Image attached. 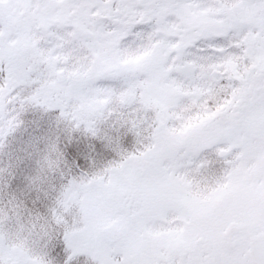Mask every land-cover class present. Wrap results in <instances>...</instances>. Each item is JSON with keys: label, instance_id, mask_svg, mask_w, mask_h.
<instances>
[{"label": "snow or ice", "instance_id": "snow-or-ice-1", "mask_svg": "<svg viewBox=\"0 0 264 264\" xmlns=\"http://www.w3.org/2000/svg\"><path fill=\"white\" fill-rule=\"evenodd\" d=\"M0 264H264V0H0Z\"/></svg>", "mask_w": 264, "mask_h": 264}]
</instances>
